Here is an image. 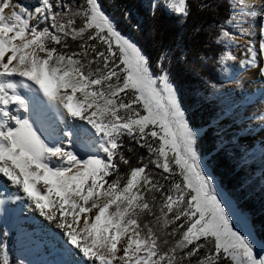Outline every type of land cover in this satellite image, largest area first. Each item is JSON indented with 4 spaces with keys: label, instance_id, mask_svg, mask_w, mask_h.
<instances>
[{
    "label": "snow or ice",
    "instance_id": "1",
    "mask_svg": "<svg viewBox=\"0 0 264 264\" xmlns=\"http://www.w3.org/2000/svg\"><path fill=\"white\" fill-rule=\"evenodd\" d=\"M167 6L190 14L187 0ZM237 7L242 21L259 22L258 47L247 42L242 67L264 79V4ZM243 36L221 31L228 45ZM160 68L150 71L98 0H35L31 8L0 0V177L56 224L77 264H264L201 167L197 133ZM40 96L58 120L82 122L88 136L90 126L98 139L88 147L103 156H81L71 127L66 140L38 127L29 114ZM133 146L160 172L142 164L121 174L123 149Z\"/></svg>",
    "mask_w": 264,
    "mask_h": 264
},
{
    "label": "trees",
    "instance_id": "2",
    "mask_svg": "<svg viewBox=\"0 0 264 264\" xmlns=\"http://www.w3.org/2000/svg\"><path fill=\"white\" fill-rule=\"evenodd\" d=\"M154 1L111 0L107 4L105 0H98L101 7L117 20L120 31L142 50L149 60L151 72L161 74L160 65L167 69L190 126L203 130L196 144L199 156L206 158L219 187L248 217L264 247V177L245 165L244 149L234 142L240 132L223 133L221 138L228 147L219 149L217 130L212 124L227 111L221 108L213 94L206 92L224 84L220 61L226 50L220 36L222 29L231 30L226 24L233 15V0H187L190 14L186 17ZM67 2L75 3L76 0ZM68 42L70 50H77L78 42ZM125 143H128L127 138ZM123 154L129 164L117 161L121 174L126 175L131 168L142 164H148L152 173L160 172L149 163L151 158L146 149L133 146V151H128L125 147ZM16 235L13 231L7 234L0 224V262L3 264H21L16 252ZM8 248L10 250L6 251Z\"/></svg>",
    "mask_w": 264,
    "mask_h": 264
},
{
    "label": "rangeland",
    "instance_id": "3",
    "mask_svg": "<svg viewBox=\"0 0 264 264\" xmlns=\"http://www.w3.org/2000/svg\"><path fill=\"white\" fill-rule=\"evenodd\" d=\"M105 2L107 4H110L111 0H105ZM240 2L241 0H233V8H232L233 15L226 24L228 27L231 28V31L237 34L242 33L241 27L244 24V21L241 20L242 13L239 7H237V5ZM14 3L26 4L28 5L29 8H31L34 5L35 1L14 0ZM155 3L161 4L163 7L167 8V10L177 15L184 16L183 14L176 12L174 9L169 8L167 6V0H155ZM102 10L114 22L115 26L117 27L116 25L117 20L114 18V16H112L109 12H106L103 8ZM32 23H35V21L33 20ZM41 27H43V25H41ZM118 30L120 31L119 28ZM121 34L126 38H129L122 32ZM243 39L244 36L242 38L236 39L231 45H228L222 41L220 36V41L222 42L226 50L225 55L222 57L220 61L222 65L221 73L224 78V84L217 88L207 89L206 92L213 94L219 100L221 108L227 111L223 117H221L218 121L212 124V126L217 130L216 141L219 146V149H225L228 147V145H226L221 138V135L223 133L232 130L240 132V136L235 138L234 142L244 149V154L246 156L245 165L250 166L251 171H253L257 175L264 177V109H263L264 107H262L264 106V97H262L261 95L259 98L258 101L259 102L258 104H260V110H259L258 106H256V104L253 103V101L250 99L251 93H249L245 87L252 80V76L247 74V71L249 70L248 73L251 72L254 74L257 73V71H255L254 69H248L245 71L244 67H242L243 61L246 58V51H244V56H245L244 58L237 59L236 57L232 56V52L236 50V48H238L240 45L239 41ZM255 39H256L255 45H257V43L259 42V34L257 37H255ZM226 54H230L232 58L229 59L228 55ZM231 65L232 67L229 68V66ZM238 79H241L242 81L240 80L238 81ZM258 79L262 80L259 77ZM36 99L39 100L40 107L38 110L33 111L29 114L30 119L33 122H35L38 127H42V129L46 130L50 135L59 136L62 139L66 140L67 138L63 137L64 128H66L69 125L73 126L75 125L74 123H78V125L82 124V122L80 121L79 122L75 121L74 123H69V122L63 123L61 120H54V113L45 110V107L41 103L40 99L38 97ZM83 127H87L88 129L90 128V126L86 124L83 125ZM74 129H76V127H74ZM194 131L197 133V141H198V139L201 137L203 133V130L194 129ZM94 139L95 137L90 138L89 140L85 139L86 143L88 144L87 146L92 144V141ZM94 147L95 146H93V148ZM88 155H100L102 157L103 153L89 148V151L86 152L83 156L86 158ZM197 155H198V159L200 160L201 167L205 170L208 177L213 181V186L217 191L218 198L225 205L226 211L228 212L230 219L233 221L235 228L238 231H240L242 234L248 236V238L253 242L254 248L257 253L264 254V247L258 241L254 233V230L252 229L249 223L248 217L245 214H242L236 208L234 202L219 187L216 178H214L209 171V168L206 164V158L200 157L198 150H197ZM8 189L11 191L15 190L16 192H18L17 195L19 194L18 195L19 198L21 199L25 198L22 192H19L17 188L11 185V183L8 182L5 178L0 177V190L5 192ZM5 212L6 213L4 215V213L0 211V224L3 226L7 234H9L12 231L17 233L15 238L17 240L16 252L18 258L20 259L21 264H29L27 260L29 248H31L32 246L33 247L35 246L38 247V246L33 241H31L30 243L22 242V239L25 237L24 231L33 230L30 226H28L25 223L26 220L28 219V216L24 215L23 212L21 211H17V205L15 201L14 202L8 201L6 203ZM40 217L41 216L37 215V213L36 215H33V218L37 219L38 221H42L41 220L42 217L41 218ZM55 245H57V243ZM59 249H60V253H63L65 251V253L69 256L68 257L69 262L74 261V257L70 255V251L71 252L73 251L67 249L66 245L65 247L61 246ZM8 250H10V248H8L6 251ZM47 256L49 257V254L45 253V257Z\"/></svg>",
    "mask_w": 264,
    "mask_h": 264
},
{
    "label": "bare ground",
    "instance_id": "4",
    "mask_svg": "<svg viewBox=\"0 0 264 264\" xmlns=\"http://www.w3.org/2000/svg\"><path fill=\"white\" fill-rule=\"evenodd\" d=\"M250 2L254 3L257 9H260L261 5L264 4V0H250ZM258 23H259L258 20L254 18H248L244 20V24L241 27V31L244 34V39L239 41L240 43L239 47L232 52L233 57H236L237 59H241L245 57L244 51H245V47L247 46V42L249 40L253 44H255V40H256L255 37L258 36ZM256 46L258 47V43ZM231 67L232 65L229 66V68ZM248 71L247 74L252 76V80L245 87L248 90V92L251 93L250 99L253 101V103L256 104V106H258L260 110V104H258L259 103L258 101L261 95L262 97H264V79L259 80L257 73L255 74L252 72L248 73ZM239 80L242 81L241 79H238V81ZM38 98L45 107V110L54 113V120H58L55 110L51 108V106L47 105V102L43 100L42 96ZM62 122L65 123L64 121ZM74 124L75 125L73 126L68 124L69 126L64 128L63 131H65L69 127L73 129L77 142L84 149L83 151H80V155L83 156L86 152L89 151V147L87 146L88 144L86 143L85 139L89 140L90 138H94L95 135L94 133H92V130L90 128L88 129L87 127L84 128H87L89 130V133H91V135L90 136L84 135L80 127H78V123H74ZM74 127H76V129H74ZM96 139H98V137H95L94 140ZM17 193L18 192H16L15 190L11 191L8 189L5 192L0 190V211H2V213H4L5 215L6 203L8 201H13V202L15 201L17 205V211H21L23 212L24 215L28 216V219L26 220L25 223L28 226H30L33 230L24 231L25 237L22 239V242L30 243L31 241H33L38 246V247L32 246L31 248H29L28 256H27L28 263L29 264H77L79 257L72 255L74 257V261L69 262L68 260L69 256L65 253V251L63 253H60L59 248L61 246L65 247V245L67 246V249H70L73 252L75 250L71 249V246L66 244V238L63 236L61 230L56 227V224L54 222L50 223L48 220H46L34 208V206L31 204L30 201H28L26 198L23 199L19 198L18 196L19 194L17 195ZM36 213L37 215L42 217V218L40 217L42 221H38L37 219L33 218V215H36ZM56 243L57 245H55ZM45 253L49 254V257L48 256L45 257Z\"/></svg>",
    "mask_w": 264,
    "mask_h": 264
}]
</instances>
